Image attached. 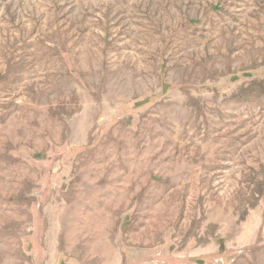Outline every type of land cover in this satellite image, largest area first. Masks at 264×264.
I'll list each match as a JSON object with an SVG mask.
<instances>
[{
  "label": "rangeland",
  "instance_id": "rangeland-1",
  "mask_svg": "<svg viewBox=\"0 0 264 264\" xmlns=\"http://www.w3.org/2000/svg\"><path fill=\"white\" fill-rule=\"evenodd\" d=\"M0 264H264V0H0Z\"/></svg>",
  "mask_w": 264,
  "mask_h": 264
}]
</instances>
